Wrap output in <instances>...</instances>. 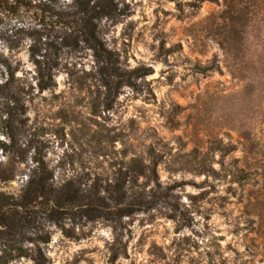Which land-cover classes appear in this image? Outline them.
<instances>
[{
	"label": "rangeland",
	"instance_id": "rangeland-1",
	"mask_svg": "<svg viewBox=\"0 0 264 264\" xmlns=\"http://www.w3.org/2000/svg\"><path fill=\"white\" fill-rule=\"evenodd\" d=\"M36 1L0 8L22 89L0 192L52 176L11 264H264V0H114L110 66L66 30L73 0ZM33 52L57 65L47 89Z\"/></svg>",
	"mask_w": 264,
	"mask_h": 264
},
{
	"label": "trees",
	"instance_id": "trees-1",
	"mask_svg": "<svg viewBox=\"0 0 264 264\" xmlns=\"http://www.w3.org/2000/svg\"><path fill=\"white\" fill-rule=\"evenodd\" d=\"M34 1L37 4L36 0H0V8L13 11L14 8L20 6L31 7ZM56 1H40L39 5L43 6L45 11L51 12L55 11ZM72 8L68 13L72 20L65 24L66 30L76 29L73 24L80 22L79 35L94 50L98 61L109 66L112 65L115 61L113 53L101 40L96 20L114 15V0H73ZM70 23L72 24L70 25ZM78 40L79 36L74 39L72 36H64L59 44L75 46L78 44ZM18 46L17 43H14L10 48L14 49ZM32 56L36 64L39 87L41 90L51 87L55 81L54 71L57 65L51 59L38 58L35 52ZM18 79L16 69L12 66L9 58L0 54V130L4 135H10V120L3 115L6 113L13 116L22 110L20 105L22 89ZM4 146V142L0 140V147L3 148ZM51 178L49 169L41 161L33 168L20 198L15 199L13 196L0 192V264H11L16 257L22 256V230L29 224L28 217L24 213L29 210L33 196H44L51 192V184L49 183ZM53 200V205L60 202L57 195Z\"/></svg>",
	"mask_w": 264,
	"mask_h": 264
}]
</instances>
